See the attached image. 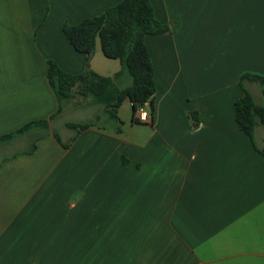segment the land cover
<instances>
[{"label":"crops","instance_id":"obj_1","mask_svg":"<svg viewBox=\"0 0 264 264\" xmlns=\"http://www.w3.org/2000/svg\"><path fill=\"white\" fill-rule=\"evenodd\" d=\"M120 1L0 0V137L48 121L0 140L22 143L0 157V264H264V155L235 115L240 76H264V0H151L169 27L145 37L151 122L128 98L112 119L93 99L59 111L50 59L72 74L122 69L99 40L88 63L64 25ZM84 107L88 118L70 114Z\"/></svg>","mask_w":264,"mask_h":264},{"label":"trees","instance_id":"obj_2","mask_svg":"<svg viewBox=\"0 0 264 264\" xmlns=\"http://www.w3.org/2000/svg\"><path fill=\"white\" fill-rule=\"evenodd\" d=\"M168 25L161 22L151 0H121L107 8L102 14L83 19L76 25H64V33L74 48L86 55L90 62L95 52L97 41L108 58L120 59L122 69L114 76H102L88 68L84 73L72 74L61 69L57 62L49 60L48 78L60 101L74 97L76 86L80 94L91 96L105 107L109 119L116 118V110L128 98L133 105L134 113L142 104L148 103L152 115L155 112L156 80L154 65L145 41L147 34H160L168 30ZM127 74L131 82L119 86V77ZM249 79L256 81L264 95V76L254 73H243L239 84L244 94L235 102L236 122L239 128L249 137L257 151L264 155V148H259L255 141V130L258 125L264 126V103H257L252 92L245 86ZM96 120L67 123V126L79 131L96 124ZM48 128V121L40 120L28 123L16 133L0 137L7 140L31 127ZM58 140L61 138L54 133Z\"/></svg>","mask_w":264,"mask_h":264},{"label":"rangeland","instance_id":"obj_3","mask_svg":"<svg viewBox=\"0 0 264 264\" xmlns=\"http://www.w3.org/2000/svg\"><path fill=\"white\" fill-rule=\"evenodd\" d=\"M80 91H81L80 87L76 86L74 97L72 99H68V100H73V101H75V100H80L81 101L82 100L81 104H84V102H88L89 99H93L94 100V98L91 97V96H88V97L86 96L85 97V96L81 95ZM261 95H262L261 96V99H262L261 102L264 103V95L263 94H261ZM92 112H94V110L92 108H90V107L85 108L84 107V108H81V109H76V110L72 111V113H70V114H75V117L81 118V120H82V119L88 118ZM99 122H101V121H99ZM18 145L21 146L22 143L17 144V145H13V146H8V147L1 148L0 149V157L3 156L5 153H8L9 151H12L14 149V147H17Z\"/></svg>","mask_w":264,"mask_h":264},{"label":"built area","instance_id":"obj_4","mask_svg":"<svg viewBox=\"0 0 264 264\" xmlns=\"http://www.w3.org/2000/svg\"><path fill=\"white\" fill-rule=\"evenodd\" d=\"M135 120L142 123L151 122V114L148 109V103L142 104L135 112Z\"/></svg>","mask_w":264,"mask_h":264}]
</instances>
